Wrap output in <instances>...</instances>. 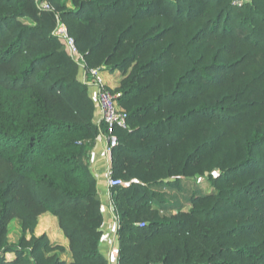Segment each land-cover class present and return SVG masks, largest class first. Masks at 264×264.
<instances>
[{"label": "trees", "instance_id": "obj_1", "mask_svg": "<svg viewBox=\"0 0 264 264\" xmlns=\"http://www.w3.org/2000/svg\"><path fill=\"white\" fill-rule=\"evenodd\" d=\"M45 1L0 0V264H110L89 166L107 128L58 20L127 114L110 163L128 183L109 189L117 264H264V0ZM199 178L210 191L163 214L155 187ZM47 212L70 262L34 235Z\"/></svg>", "mask_w": 264, "mask_h": 264}, {"label": "built area", "instance_id": "obj_2", "mask_svg": "<svg viewBox=\"0 0 264 264\" xmlns=\"http://www.w3.org/2000/svg\"><path fill=\"white\" fill-rule=\"evenodd\" d=\"M38 7L41 10L51 8L45 0H38ZM53 33L63 42L68 54L78 65L79 80L86 84L88 96L95 106V121H102L106 124L107 134L99 136L96 140V145L90 155L89 166L97 181L103 218L105 213L109 214L111 218V224H106L105 218L103 220L101 253L109 260L110 264H117L118 235L116 228L118 224L113 214L109 189L126 186L128 183L110 176V163L111 151L117 145L116 129H126L128 127L127 114L119 110L115 104L114 96L106 89L100 68L87 67L84 56L78 51L75 40L69 35L66 25L58 20ZM98 162L100 165L96 167L95 165Z\"/></svg>", "mask_w": 264, "mask_h": 264}, {"label": "rangeland", "instance_id": "obj_3", "mask_svg": "<svg viewBox=\"0 0 264 264\" xmlns=\"http://www.w3.org/2000/svg\"><path fill=\"white\" fill-rule=\"evenodd\" d=\"M29 22V21H26ZM92 153V152H91ZM198 177V176H196ZM155 189L159 192H164L163 190H169L170 193L164 194V199L166 202H163V214H172L179 210H187L188 209V198L189 196L196 191L198 194H205L210 191L209 183L203 179H182L178 186L174 188H169L167 186H158L155 187ZM155 204H158V201L154 202ZM102 231V226H101ZM42 234H45L49 240L50 243L53 245H60L63 247H68V241L64 237L61 229L58 225L57 218L50 214V213H44L41 214L37 218V224L34 228V235L40 236ZM21 236V227H20V221L18 219H13L8 225V240L10 242H17L18 239ZM29 237V235H27ZM65 245V246H64ZM60 259L65 260H72L69 259L70 255L69 252H58ZM8 259L12 257V254L7 255ZM69 261V262H70Z\"/></svg>", "mask_w": 264, "mask_h": 264}, {"label": "crops", "instance_id": "obj_4", "mask_svg": "<svg viewBox=\"0 0 264 264\" xmlns=\"http://www.w3.org/2000/svg\"><path fill=\"white\" fill-rule=\"evenodd\" d=\"M98 139V138H97ZM96 139V140H97ZM99 148V147H98ZM97 151H99V150H97ZM96 151V152H97ZM95 159H96V156H95ZM100 165V163L98 162L95 166L97 167V166H99ZM102 165V164H101ZM98 169H99V167H98ZM166 194H169L170 193V191L169 190H163ZM163 192V193H164ZM104 218H105V222H106V224H111V218H110V216H109V214H107V213H105L104 214ZM65 246V245H64ZM66 250H65V253L66 252H68V249H67V245H66V247H64ZM105 248V247H104ZM103 248V249H104ZM69 255H70V253H69ZM69 259H71V255H70V258ZM64 261H66V262H69L70 260H65V258L63 259Z\"/></svg>", "mask_w": 264, "mask_h": 264}]
</instances>
